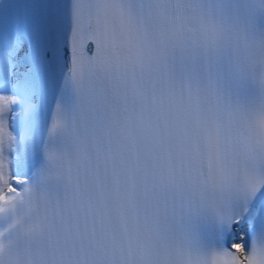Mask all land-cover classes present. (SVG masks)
<instances>
[{"label":"snow or ice","instance_id":"1","mask_svg":"<svg viewBox=\"0 0 264 264\" xmlns=\"http://www.w3.org/2000/svg\"><path fill=\"white\" fill-rule=\"evenodd\" d=\"M0 264H264V0H0Z\"/></svg>","mask_w":264,"mask_h":264}]
</instances>
